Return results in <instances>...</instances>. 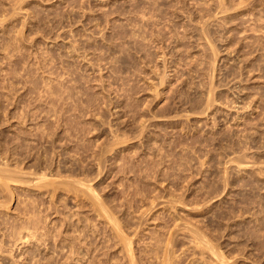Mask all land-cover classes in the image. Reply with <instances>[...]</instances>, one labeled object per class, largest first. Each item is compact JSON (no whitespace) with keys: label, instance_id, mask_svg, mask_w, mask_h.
<instances>
[{"label":"rangeland","instance_id":"obj_1","mask_svg":"<svg viewBox=\"0 0 264 264\" xmlns=\"http://www.w3.org/2000/svg\"><path fill=\"white\" fill-rule=\"evenodd\" d=\"M222 2L0 0V264H264V0Z\"/></svg>","mask_w":264,"mask_h":264},{"label":"bare ground","instance_id":"obj_2","mask_svg":"<svg viewBox=\"0 0 264 264\" xmlns=\"http://www.w3.org/2000/svg\"><path fill=\"white\" fill-rule=\"evenodd\" d=\"M222 1H223V0H222ZM222 1L219 0V3H221ZM222 3H224V2H222ZM222 3H221V6H220L221 10H222V8H223V6H222L223 4H222ZM225 5H226V4H224V6H225ZM218 7H219V6H218ZM225 9H226V6H225ZM225 9H223V11H224ZM228 9H229V8H228ZM228 9H226V10H228ZM219 10H220V9H219ZM217 11H218V10H217ZM216 13H217V12H216ZM205 37H207V34H206ZM215 53H216V52H215ZM214 56H215V55H214ZM215 57H216V56H215ZM215 57H214V59H216ZM212 65L214 66L213 63H212ZM211 90H212V89H210V91H211ZM209 93H210V92H209ZM209 96H210V95H209ZM209 99H210V98H209ZM2 171H4V170H2ZM6 171H7V169L5 170V173H6ZM3 175H7V174H3ZM10 176H11V175H10ZM5 177H8V176H4V178H5ZM39 178H40V177H39ZM44 178H46V176H44ZM42 179H43V177H42ZM7 180H9V179H7ZM13 180H14V179H13ZM7 182H8V181H7ZM220 194H221V193H220ZM173 200H174V198H172L171 201H173ZM178 202H179V201H178ZM174 203H176V202H174ZM172 204H173V202H172ZM172 204H171V205H172ZM103 207H104V206H103ZM172 207H173V205H172ZM100 208L102 209V207H100ZM103 209H105V207H104ZM107 209H108V208H106V211H107ZM104 211H105V210H104ZM191 211H192V210H191ZM108 212H109V211H108ZM108 212H105V213L108 214ZM189 212H190V211H189ZM110 213H111V212H110ZM198 213H199V212H198ZM262 213H264V212H262ZM111 214H112V213H111ZM191 214H192V213H191ZM221 214H226V213L221 212ZM186 215H187V214H186ZM218 215H219V213H218ZM218 215H217V216H218ZM105 216H106V215H105ZM106 217H109V216H106ZM214 217H215V216H214ZM221 217H222V216H221ZM111 218H112V217H111ZM114 218H115V217H114ZM186 218H187V217H186ZM223 218H225V217H223ZM260 218H261V217H260ZM115 219H116V218H115ZM199 219H200V218H199ZM216 219H217V217L215 218V220H216ZM110 220H113V219H110ZM187 220H188V219H187ZM116 221H117V219L114 220V223H116ZM192 221H193V220H192ZM192 221H191V222H192ZM200 221H201V220H200ZM111 222H112V221H111ZM193 222H194V221H193ZM211 222H213V221H211ZM216 222H218V221H216ZM260 222H262V221H260ZM260 222H259V223H260ZM184 223H185V222H184ZM198 223H200V222H198ZM213 223H215V222H213ZM218 223H219V222H218ZM118 224H120V223H118ZM186 224H187V223H186ZM192 224H193V223H192ZM194 224H196V223H194ZM211 224H212V223H211ZM113 225H117V224H113ZM201 225H203V224H201ZM204 225H205V224H204ZM212 225H214V224H212ZM164 226H166V225H164ZM185 226H186V225H185ZM192 226H193V225H192ZM197 226H199V225L197 224ZM119 227L121 228V225L117 226L118 229H119ZM187 227H189V226H187ZM195 227H196V226H195ZM195 227H194V228H195ZM212 227H216V224H215V226H212ZM257 227H258V226H257ZM117 228H116V229H117ZM196 228H197V227H196ZM189 229H190V228H189ZM197 229H198V228H197ZM197 229H195V230H193V231H196ZM159 230H160V229H159ZM186 230H187V229H186ZM213 230H214V229H213ZM218 230H219V229H218ZM116 231L118 232V230H116ZM189 231H192V230H189ZM208 231H210V230H208ZM186 232H187V231H186ZM197 232H199V231H197ZM203 232H204V231H203ZM217 232H218V231H217ZM259 232H261V229H260ZM153 233H154V232H153ZM187 233H189V232H187ZM194 233H195V232H194ZM206 233H207V231H206ZM247 233H248V235H250V234H249V231H248ZM262 233H264V232H262ZM262 233H261V234H262ZM118 234H119V233H118ZM118 234H116V236H117ZM156 234H157V233H156ZM171 234H173V233H171ZM191 234H193V233H190V235H191ZM195 234H199L198 236H200L201 233H195ZM203 234H204V233H203ZM259 234H260V233H259ZM154 235H155V234H154ZM169 235H170V234H169ZM169 235H168V236H169ZM79 236H80V235H79ZM174 236H175V235H174ZM174 236H173V237H174ZM187 236H189V235H187ZM198 236H197V237H198ZM202 236H203V235H202ZM204 236H206V235H204ZM211 236H213V235H211ZM74 237H75V236H74ZM121 237H122V236H121ZM151 237H152V235H151ZM160 237H161V236H160ZM163 237H164V236H163ZM177 237H178V236H177ZM181 237H182V236H181ZM192 237H193V236H192ZM192 237H191V238H192ZM253 237H254V236H253ZM253 237H251V239H252ZM255 237H256V236H255ZM258 237H259V236H258ZM80 238H81V236H80ZM84 238H85V237H84ZM119 238H120V237H119ZM169 238H171V237H169ZM188 238H190V236H189ZM203 238H206V237H203ZM212 238H213V237H212ZM249 238H250V237H249ZM71 239H72V238H71ZM74 239H75V238H74ZM87 239H88V238H87ZM155 239H157V238H155ZM173 239H174V238H173ZM173 239H172V240H173ZM175 239H176V238H175ZM195 239H197V241H199V240H198L199 237H198V238L195 237ZM208 239H209V241H211L210 238H208ZM216 239H217V238H216ZM76 240H77V239H76ZM76 240H74V241H76ZM78 240H79V239H78ZM204 240H205V239H204ZM206 240H207V238H206ZM254 240H255V239H254ZM259 240H260V239H259ZM82 241H83V240H82ZM86 241H87V240H86ZM129 241L132 242L130 239H129ZM154 241H155V240H154ZM166 241H167V240H166ZM169 241H171V240H169ZM195 241H196V240H195ZM256 241H257V240H256ZM71 242H72V241H71ZM84 242H85V241H84ZM151 242H152V240L150 241V243H151ZM161 242H164V241H161ZM180 242H181V241H180ZM188 242H189V241H188ZM191 242H192V241H190V245L193 243V242H192V243H191ZM201 242H202V240H201ZM205 242H206V241H205ZM257 242H258V241H257ZM77 243H78V242H77ZM79 243H80V242H79ZM79 243H78V244H79ZM82 243H83V242H82ZM155 243H157V242H155ZM172 243H173V241H172ZM182 243H183V242H182ZM196 243H200V242H196ZM206 243L211 244L212 242H206ZM243 243H244V242H243ZM243 243L241 242V244H243ZM86 244H87V243H86ZM126 244H127V243H126ZM129 244H130V243H128V245H129ZM152 244H153V243H152ZM162 244H166V242H165V243H162ZM178 244H179V243H178ZM188 244H189V243H188ZM234 244H235V243H234ZM236 244H237V243H236ZM236 244H235V245H236ZM238 244H239V243H238ZM246 244H247V243H245V244H243V245H246ZM253 244L255 245V243H253ZM253 244H252V245H253ZM256 244H257V243H256ZM258 244H262V243H258ZM70 245H71V244H70ZM79 245H80V244H79ZM159 245H160V244H159ZM166 245L169 246V243L166 244ZM181 245L183 246V244H181ZM194 245H195V244H194ZM203 245H204V243L201 244V246H203ZM206 245H207V244H206ZM213 245H214V244H213ZM68 246H69V245H68ZM76 246H77V245H76ZM86 246H87V245H86ZM156 246H158V245H156ZM160 246H161V245H160ZM168 246H166V247H168ZM170 246H172V245L170 244ZM175 246H176V245H175ZM175 246H173V247H175ZM241 246H242V245H241ZM241 246H239V247H241ZM124 247H127V245L124 246ZM130 247H132L131 244H130ZM177 247H179V246H177ZM180 247H181V246H180ZM196 247H197V246H196ZM207 247H209L208 249L211 250V245H209V246H207ZM218 247H219V246H218ZM221 247H222V245H221ZM239 247H238V248H239ZM250 247H251V246H250ZM69 248H70V247H69ZM73 248H74V246H73ZM75 248H78V247H75ZM160 248H161V247H160ZM201 248H202V247H201ZM203 248H205V247H203ZM230 248H231V247H230ZM236 248H237V246H236ZM241 248H243V247H241ZM259 248L264 249V247H259ZM88 249H89V248H88ZM127 249H129V248H127ZM161 249H165V248L162 247ZM166 249H167V248H166ZM175 249H176V248H175ZM178 249H180V248H178ZM182 249H183V247H182ZM186 249H187V247H186ZM188 249H189V248H188ZM194 249H195V248H194ZM197 249H198V248H196L195 250H197ZM206 249H207V248H206ZM213 249H214V248H213ZM218 249H219V248H218ZM234 249H235V248H234ZM248 249H249V247H248ZM75 250H76V249H75ZM158 250H159V249H158ZM172 250H174V249H172ZM190 250H191V249H190ZM204 250H205V249H204ZM219 250H220V249H219ZM219 250H217V252H218ZM229 250H230V249H229ZM231 250H232V249H231ZM252 250H253V249H252ZM68 251H70V250H68ZM76 251H77V250H76ZM129 251H133V249L131 248ZM163 251H164V250H163ZM177 251H178V250H177ZM205 251H206V250H205ZM213 251H216V250H213ZM213 251L211 250L212 253H213ZM223 251H225V250H223ZM233 251L235 252V250H233ZM241 251H242V250H241ZM259 251H260V250H259ZM263 251H264V250H263ZM74 252H75V251H74ZM150 252H151V250H150ZM153 252H154V251H153ZM160 252H161V254H162V251H160ZM193 252H194V251H193ZM197 252H200V250L197 251ZM202 252H204V251L202 250ZM207 252L211 253L210 251H207ZM242 252H243V251H242ZM261 252H262V251H261ZM77 253H78V252H77ZM128 253H129V252H128ZM128 253H127V254H128ZM133 253H134V252H133ZM140 253L142 254V252H140ZM165 253H166V252H165ZM167 253H171V252H168V251H167ZM184 253H185V252H184ZM200 253H201V252H200ZM200 253H199V254H200ZM219 253H221V256H222V251H221V252H218V255H219ZM239 253H240V252H239ZM69 254H72V253H69ZM154 254H156V253L154 252ZM163 254H164V253H163ZM171 254H172V253H171ZM191 254H192V252H191ZM213 254H214V253H213ZM231 254H232V253H231ZM257 254H258V252H257ZM169 255H170V254H169ZM169 255H168V256H169ZM188 255H189V254H188ZM194 255H195V254H194ZM225 255H226V254H225ZM243 255H245V254H243ZM68 256H69V255H68ZM68 256H67V258H68ZM128 256H130V254H128ZM128 256H127V257H128ZM132 256H133V255H132ZM143 256H144V255H143ZM155 256H156V257H159V255H158V256L155 255ZM168 256H167V257H168ZM170 256H171V255H170ZM204 256H205V255H204ZM211 256L214 257V256H216V254H214V256L211 254ZM219 256H220V255H219ZM226 256H227V255H226ZM232 256H233V255H232ZM232 256H231V258H232ZM235 256H236V255H235ZM247 256H248V255H247ZM255 256H256V255H255ZM130 257H131V256H130ZM140 257H142V256L140 255ZM150 257H153V256H150ZM160 257H161V255H160ZM162 257H163V256H162ZM165 257H166V256H165ZM174 257H176V256H174ZM189 257H190V256H189ZM192 257H193V256H192ZM194 257L196 258V256H194ZM200 257H201V255H200ZM223 257H224V256H223ZM244 257H245V256H244ZM263 257H264V256H263ZM133 258H134V257H133ZM144 258H145V257H143V259H144ZM168 258H170V257H168ZM168 258H167V259L165 258L164 261H165V260H169ZM202 258H206V257H202ZM202 258H201V261H202ZM218 258H219V257H218ZM234 258H235V257H234ZM251 258H252V257H251ZM71 259H72V258H71ZM134 259H135V258H134ZM134 259H133V261H134ZM143 259H142V260H143ZM148 259H149V258H148ZM190 259H191V258H190ZM212 259H213V258H212ZM215 259H217V258H215ZM215 259H214V260H215ZM220 259H221V258H220ZM224 259H225V258H224ZM224 259H221V260H224ZM229 259H230V258H229ZM236 259H237V258H236ZM72 260H73V259H72ZM131 260H132V259H131ZM135 260L137 261V259H135ZM156 260H157V259H156ZM160 260H163V259L160 258L159 261H160ZM172 260H174V259H172ZM177 260H178V259H177ZM177 260H176V262H177ZM179 260H180V259H179ZM196 260H197V259H196ZM196 260H195V261H196ZM203 260H204V259H203ZM208 260H210V259H207V261H208ZM233 260H234V259H233ZM242 260H243V258H242ZM258 260H259V259H258ZM69 261H71V260H69ZM128 261H129V260H128ZM136 261H135V262H136ZM148 261H149V260H148ZM152 261L154 262V260H152ZM164 261H163V262H164ZM192 261H193V260H192ZM192 261H191V263H192ZM195 261H194V262H195ZM197 261H199V260H197ZM207 261H206V262H207ZM210 261H211V260H210ZM217 261H218V260H216V262H217ZM226 261H228V260H226ZM229 261H230V260H229ZM137 262H138V261H137ZM153 262H152V263H153ZM212 262H215V261H212ZM222 262H223V261H221V263H222ZM231 262H232V261H231ZM231 262H230V263H231ZM254 262H256V261H254ZM261 262H262V261H261ZM132 263H133V262H132ZM138 263H140V262H138ZM157 263H158V262H157ZM157 263H156V264H157ZM159 263H160V262H159ZM164 263H165V262H164ZM166 263L169 264V262H166ZM171 263H172V261H171ZM223 263H225V262H223ZM257 263H258V262H257ZM72 264H73V263H72ZM124 264H126V263H124ZM128 264H129V263H128ZM130 264H131V263H130ZM134 264H136V263H134ZM176 264H177V263H176Z\"/></svg>","mask_w":264,"mask_h":264}]
</instances>
